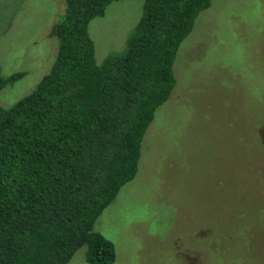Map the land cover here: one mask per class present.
Listing matches in <instances>:
<instances>
[{"label":"rangeland","instance_id":"374dc122","mask_svg":"<svg viewBox=\"0 0 264 264\" xmlns=\"http://www.w3.org/2000/svg\"><path fill=\"white\" fill-rule=\"evenodd\" d=\"M144 1L114 2L91 22L98 63L126 49ZM63 2L0 0V72L24 74L0 92L3 108L51 72ZM174 70L138 173L94 230L114 264H264V0H212ZM68 264H89L86 248Z\"/></svg>","mask_w":264,"mask_h":264},{"label":"trees","instance_id":"16d2710c","mask_svg":"<svg viewBox=\"0 0 264 264\" xmlns=\"http://www.w3.org/2000/svg\"><path fill=\"white\" fill-rule=\"evenodd\" d=\"M51 72L0 106V264H114L95 224L138 173L142 143L176 85L183 42L212 0H145L126 49L96 60L93 20L121 0H63ZM24 74L5 79L0 92Z\"/></svg>","mask_w":264,"mask_h":264}]
</instances>
